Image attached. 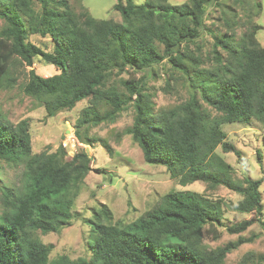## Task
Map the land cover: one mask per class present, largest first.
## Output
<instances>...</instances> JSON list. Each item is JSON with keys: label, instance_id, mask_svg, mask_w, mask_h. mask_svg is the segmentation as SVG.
Returning <instances> with one entry per match:
<instances>
[{"label": "trees", "instance_id": "obj_1", "mask_svg": "<svg viewBox=\"0 0 264 264\" xmlns=\"http://www.w3.org/2000/svg\"><path fill=\"white\" fill-rule=\"evenodd\" d=\"M214 1L118 0L113 6L121 17L117 21L95 18L87 9L77 13L70 0H0L5 21L0 27V87L15 80L13 64L20 62L30 67L21 90L46 116L89 98L75 122L79 131L113 121L132 103L133 121L125 132L145 162L165 166L180 185L201 181L241 195L234 203L173 189L129 222L112 221L102 204L86 220L92 229L89 257L50 258L52 245L35 232L60 231L75 216L73 201L92 158L84 148L66 157L61 145L34 153L28 119L13 123L0 113V164L21 170L17 185L0 182V264H224L227 253L248 241L239 236L213 249L202 242L203 226L221 221L224 207L261 213L264 206L262 180L234 177L233 167L216 152L220 146L243 164L223 124L264 121V46L256 38L257 24L248 18L238 38L233 32L215 36L212 62L204 66L188 43L199 36L206 7ZM28 34L49 36L52 48H40ZM35 56L59 72L36 73L31 67ZM164 58L186 77L188 96L179 103L155 111L143 74L120 79L124 90L108 85L115 72H144ZM100 102L108 106L104 112L97 109ZM252 222L244 219L226 229L238 233Z\"/></svg>", "mask_w": 264, "mask_h": 264}, {"label": "rangeland", "instance_id": "obj_2", "mask_svg": "<svg viewBox=\"0 0 264 264\" xmlns=\"http://www.w3.org/2000/svg\"><path fill=\"white\" fill-rule=\"evenodd\" d=\"M117 1L70 0V4L77 13L87 9L95 18L120 21V14L113 8ZM132 1L140 3L143 0ZM167 1L176 4L185 0ZM248 18L257 24L256 38L264 46V0H215L206 7L200 34L188 43V49L203 58L204 66L211 64L215 36L233 32L238 38L246 29ZM3 25L5 21L0 17V27ZM27 39L44 50L52 48L49 36L28 34ZM32 61L31 67L42 76L59 72L53 64L44 62L40 56H35ZM13 65V75L17 77L9 85L6 86L5 83L0 87V113L13 123L23 118L28 119L32 152L54 151L59 145L64 147L62 142L68 140L64 147L66 157L72 156L69 153L72 142L75 151L88 147L92 158L91 169L73 201L71 210L75 216L60 231L46 234L35 232L40 241L52 245L50 258L60 254L71 259L89 257L88 242L92 229L86 220L93 218L95 210H99L102 204L111 212L112 221L129 222L158 204L162 195L173 189L195 190L211 198H222L226 202L236 203L241 198L240 194L222 185L211 187L201 181L180 185L175 178L170 177L165 166L145 162L137 142L125 132V128L133 121L132 103L120 111L113 121L87 125L80 131L75 122L82 108L90 104L89 98L76 102L69 110L59 111L52 117L46 116L44 108L33 97L25 95L20 87L26 80L30 67L20 62ZM170 66L164 58L144 72L131 69L115 72L108 80V85L115 84L119 90H124L120 79L129 76L137 79L143 74L145 88L151 95L154 110L158 111L162 107L179 103L188 96L185 75ZM107 108L103 102L97 104L100 112ZM222 128L226 132V140L241 152L244 163H239L233 152H223L220 146L216 148V152L233 167L234 177L247 176L262 180L259 190L264 205V121L253 119L225 123ZM104 143L109 148L103 146ZM0 165V182L8 186L17 185L20 168L9 167L4 163ZM244 219L253 220L245 230L238 233L227 231L226 226ZM100 220L106 221L103 215ZM239 236L249 239L227 253L224 264H264V206L261 213L240 212L224 207L221 221L203 226L202 242L213 249L229 240H236Z\"/></svg>", "mask_w": 264, "mask_h": 264}, {"label": "built area", "instance_id": "obj_3", "mask_svg": "<svg viewBox=\"0 0 264 264\" xmlns=\"http://www.w3.org/2000/svg\"><path fill=\"white\" fill-rule=\"evenodd\" d=\"M67 143H68V140L67 141H63L62 142V145L64 146V147H66L67 146ZM72 143V142H71ZM70 143V145H71V150H70V154L72 155L73 154V152L75 151V145L74 144H71ZM68 152V151H67Z\"/></svg>", "mask_w": 264, "mask_h": 264}, {"label": "water", "instance_id": "obj_4", "mask_svg": "<svg viewBox=\"0 0 264 264\" xmlns=\"http://www.w3.org/2000/svg\"><path fill=\"white\" fill-rule=\"evenodd\" d=\"M85 152H86L87 154H89V149H88V147L85 148Z\"/></svg>", "mask_w": 264, "mask_h": 264}, {"label": "clouds", "instance_id": "obj_5", "mask_svg": "<svg viewBox=\"0 0 264 264\" xmlns=\"http://www.w3.org/2000/svg\"><path fill=\"white\" fill-rule=\"evenodd\" d=\"M75 152H76V151H75ZM73 154H74V153H73ZM73 154H72V155H73Z\"/></svg>", "mask_w": 264, "mask_h": 264}]
</instances>
